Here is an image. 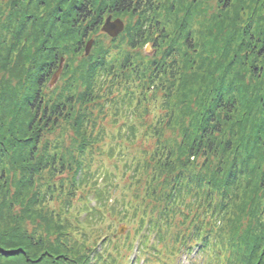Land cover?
Returning a JSON list of instances; mask_svg holds the SVG:
<instances>
[{
	"label": "trees",
	"instance_id": "obj_1",
	"mask_svg": "<svg viewBox=\"0 0 264 264\" xmlns=\"http://www.w3.org/2000/svg\"><path fill=\"white\" fill-rule=\"evenodd\" d=\"M38 1L47 10H52L45 17L36 18V11L31 10L38 7L34 4L35 0H22L23 9L29 10L27 12L29 15L25 16L27 25L30 23L35 28L41 21L42 28L48 26L45 41L40 46L34 47V51L28 54L27 62L23 66V74L26 73L23 82L19 80L17 82L18 85L34 84L23 98L32 113V119L28 126V130L31 131V137L27 139L29 145L19 147L21 155L18 164H28L27 162L31 161L28 168L22 167V179L27 180L31 188L38 179L42 184L44 181L46 187L42 192L41 200L48 202L53 200L52 196L56 193L53 182L50 180L54 177H62L65 172L73 171L76 167L78 171L70 187L67 189L65 188L67 185L59 187L61 193L72 196L67 208L71 213L62 222H67L68 225L65 224L69 228L74 226L97 228L105 225L109 220H114L125 224L129 229L121 249L118 243H114L113 246L107 244L104 252L108 256L102 257L101 261L93 259L81 264H126L120 257L125 246L127 251L136 252L133 257L130 254L131 261L128 264H176L181 255H186L192 264L197 262L200 264H264V223L260 222L256 229L249 228V232H246V229L243 231L244 227L237 232H232L229 231L228 225V216L231 215L229 210L233 206V201L239 196L237 187V183L241 182L239 178L243 177L244 173L248 172L246 176L252 173L248 169L252 159L255 160L257 151L264 148V145H261L264 137V29H261L258 34L251 33L240 38L238 50L233 52L232 58H230L232 53L228 51V47L238 39L236 32L226 41L222 53L221 50H215L216 58L211 65L218 71V76L212 86H215L214 89L204 93L205 98L208 95H213V98L207 110L189 116L190 120L183 125L179 133L192 135L190 145H172L174 142L179 144L178 134H173L175 141L170 140L167 143L162 141L160 135L161 129L170 128L174 122V113L169 111L172 100L174 102L172 87L165 89L166 92L161 101L155 99L151 104L149 101L150 93L157 90L161 73L166 72L163 63L152 64L150 67L152 70L149 69L150 76L148 74L141 76L139 67H130L131 57L117 64L115 61H109L108 58L114 52L121 51V45L99 50L95 60L87 65V68L92 70L91 78L95 83L91 91L92 101L96 102L95 98L104 99V105L96 104L91 109V113L83 116L80 113L73 117L68 106L82 107L83 103L77 98H71V95L64 94L65 86L56 85L58 92L55 97L50 92L46 94L44 91L48 89V84L53 77L61 71V58H65L69 47L75 45L71 37L81 39L79 43L81 44L89 34L102 27L107 14L113 17L129 13L138 14L142 21L133 33L125 32L111 41L120 39L122 44L129 39L130 50H136L144 45L150 30L159 23L158 0H111L108 2L107 12H104L105 9H96L95 0ZM223 1L225 11L232 12L229 0ZM245 3L246 0H240L239 4H236L240 13L246 11L252 4L264 11V0H255L254 3L244 7ZM198 4L199 0H193L185 17L190 15L195 17V7ZM204 10L205 8L202 9ZM229 13H219L217 18L231 17ZM240 13L236 15L240 17ZM251 18L252 22L253 17ZM47 41L48 45H46ZM193 41L191 29L186 33L185 44L194 51ZM169 51L173 54H169ZM187 52H189L188 46ZM178 55L176 48L167 49L163 54L164 57L173 59L170 62L171 73L178 69ZM66 65L67 63L65 70ZM157 65L159 69L153 70ZM235 66L241 68L248 66L245 68L250 72L246 77L247 83L238 84L237 80L240 81L245 77L238 75ZM256 74L259 81L254 83ZM161 87L164 89V86L161 85ZM243 87H251L254 90L255 115L262 118L257 137L252 136L251 132L245 128L239 133L241 138L237 146H232L234 145L232 141L223 145V141L219 138L225 136L224 125L231 123L230 118L234 113L230 114V112H233L237 106L232 95L241 93L246 95ZM5 89L8 94H12V97L14 95L15 98H20L19 91H15V85L1 88V90ZM4 100L11 101L8 96ZM145 103L150 105L149 113L157 110L165 113L162 116L156 115L154 126L149 129L137 122L140 117L139 109ZM175 104L177 103L174 102ZM4 107L0 106L2 109ZM108 107H110L108 109L110 113L107 111ZM95 109H98L97 116H94ZM109 114L113 117L106 125V116ZM10 115L5 113L0 118L10 119ZM122 118L124 121L120 124ZM67 121L69 124L67 128L76 127L73 129L75 134L87 137L89 141L80 143L76 152H73L71 147L63 146L58 140H56L57 146L54 147L53 154L52 148L48 145L39 150V144L44 142L46 134L50 130L59 132V128H63L62 124ZM197 125L196 131L193 130ZM112 129L115 134L112 133ZM142 133L148 142L156 139L151 152L145 151L127 156V152L130 151L131 146L137 144ZM108 136L118 148V154L113 155L114 147L110 148L113 151L108 150L105 153L115 161L113 169L118 168V162L124 164V168L127 167L126 171L130 174L135 173L137 176L144 174L146 181L143 186L151 193V203L141 202L142 206H140L133 204L134 196L129 201H126L125 197H118L117 191L120 187L118 174L111 173L109 167L104 164L98 165L97 168L93 167L97 161L94 157L97 152L96 143L104 142ZM183 136L184 140L186 135ZM86 145H89L91 152L79 153L80 146ZM27 149L29 152L25 154ZM232 150L229 162L222 161L224 156L220 158V165L227 168L228 174L225 178L223 176L219 178L217 174L222 175V167L213 168L205 162V159L218 158L223 151ZM1 151L3 152L2 149ZM262 175L264 178V170ZM6 188L5 184L0 186L2 204H5L4 200L7 196ZM65 190L68 191L64 192ZM79 191H82L81 198L84 202L80 205L76 204L78 201L76 195ZM88 197H91L92 201L86 202ZM17 206L16 200L14 203H8L10 209H15ZM6 225L12 227L6 228L7 233L0 234V264H71V260L66 259L73 249L70 239L58 236L55 241L48 243V260L38 263L36 252L40 249L39 247L44 246V236L40 238L42 242L37 244L35 237L19 229L20 224L7 222ZM110 225L113 224L110 223ZM9 232L10 235L4 237ZM117 233L114 230L113 238ZM111 242L113 243L112 239ZM59 251L66 254L62 255Z\"/></svg>",
	"mask_w": 264,
	"mask_h": 264
},
{
	"label": "rangeland",
	"instance_id": "obj_2",
	"mask_svg": "<svg viewBox=\"0 0 264 264\" xmlns=\"http://www.w3.org/2000/svg\"><path fill=\"white\" fill-rule=\"evenodd\" d=\"M111 0H95L96 9H105L108 2ZM193 0H158V12L157 20L158 25L153 27L150 34L147 36L144 45L140 46L136 50H130L129 39L127 42L121 44L120 39L112 42L109 35L102 31L103 25L105 24L108 17H112L115 21L120 19L125 29L120 34L125 32L133 33L134 29L138 27V24L142 21L138 14H125L118 17H113L111 14L105 15L102 27L98 30L89 34L88 37L81 43V39L71 37L75 45H71L67 50L65 58H61L60 72L56 74L52 81L48 84V89L44 90L46 94L49 92L53 97L57 94V86H65L66 95H71V98H77L79 102L83 103L82 107L69 105L68 109L71 110L73 117L76 115H87L91 113V109L97 104L104 105V99L95 98L92 101L91 91L95 86L94 81L91 78L92 70L87 68L90 61H94L97 57V52L101 49H108L111 46L117 45L121 51L114 52L108 59L109 61H115L120 63L127 57H131L130 67H139L140 75L148 74L150 76L149 69L154 63H163L165 68V74L161 73L158 80V86L156 91H152L149 96L150 104L155 99L158 101L162 100L167 88L172 87L174 92V102L177 104H170V112L174 113V122L170 128L161 129L160 135L164 142L175 141L174 133L178 134L180 139L179 144L174 142L172 145H190L192 135L181 133L184 124L190 120L189 116L198 114L202 110H207L213 95H208L205 98L207 91L214 89L212 87L215 84V80L218 76V71L213 68L211 62L216 58L215 50H221L225 46L227 40L236 32L238 36L237 40L231 43L228 47V51L232 53L230 58L233 57V52L238 50L240 44L239 40L242 37H246L251 33H257L264 29V11L261 8L254 7L255 0H246L244 7L252 4L246 11L240 13L238 6L240 0H229V4L232 5V12L225 11L223 0H199V4L195 7V17L190 15L186 16L187 10ZM34 4H37L35 16L45 17L52 10H47L46 7L40 5L38 0H35ZM55 4V2L52 4ZM24 4L22 0H0V106H5L4 109L0 108V116L5 113L11 114L10 119L0 118V186L5 184L7 186L5 204H2L0 198V234L7 233L8 227L7 222L20 224V230L23 233H27L40 244V238L44 236L43 245L36 252V258L38 263H43L48 260V243L55 241L60 236H65L70 239L73 244L72 252H69L66 259L71 260V264H81L87 261L100 260L102 257L108 256L106 252L107 244L113 246L114 243L120 244V249L123 247V241L126 239L128 234V227L125 224L119 223V221L109 220L105 225H100L97 228L93 227H77L69 228L67 222H62L64 219L69 217L71 211L68 208V203L71 202L72 196L61 193L59 187L67 185L65 188L70 187L73 181L76 171V167L73 171H67L62 177H54L53 186L56 193L52 196V201L42 202L41 195L45 191V182L41 183V180L35 181L34 187H30L27 180H23L22 167L25 169L29 167L31 161L28 164H18L21 155L20 145H29L27 139L31 137V131L28 130V126L32 119V113L29 111L26 101L23 100L25 94L28 93V89H32L34 84H20L18 80L23 82L26 73L23 74V66L27 62L28 54L34 51V47L40 46L48 35V26L42 28L41 21L38 22V26L33 28L32 24L27 25L25 16H28L29 10L23 9ZM205 8L204 11L202 9ZM242 8V7H241ZM227 12L231 17L228 18H217L219 13ZM240 13V17L236 14ZM42 17V18H43ZM185 17V18H184ZM251 17L253 20L251 22ZM33 18H31L32 20ZM41 19V18H40ZM184 26V27H183ZM28 27V28H27ZM194 36L193 46L194 51L189 47L187 52V46L185 44L186 33L191 31ZM70 38V39H71ZM93 41L92 49L89 55L86 54L87 44ZM71 44V43H70ZM48 45V41L46 43ZM68 48V46H67ZM176 48L179 55L177 57L178 69L173 70L171 73L170 62L173 60L164 57L163 54L168 49ZM79 49V50H77ZM61 52V49H60ZM185 52H187L185 54ZM169 54H173L169 51ZM66 65V70L65 64ZM248 66L239 67L235 66V70L241 77L240 81L237 80L238 84L247 83V75L250 74L249 70L245 69ZM159 69V65L155 66L153 70ZM65 70V73H64ZM134 70V69H132ZM152 69H150L151 71ZM68 71V72H67ZM62 73V76H61ZM257 74L254 77V83L257 81ZM61 77V78H60ZM264 77V75H263ZM155 78V76H154ZM253 80V78H251ZM264 82V81H263ZM15 85V91L18 90L20 98L11 96L12 94L7 93V89L1 90L2 87H11ZM32 85V86H31ZM81 87H80V86ZM164 86V89L161 87ZM71 87V90H70ZM212 87V88H211ZM244 93L239 95L233 94L232 97L235 100L236 108L232 114L229 125L225 126V136H221L223 145L234 142L237 146L240 137V131L247 129L251 132V135L255 138L259 131V124L262 122L260 116H256V108L254 107L253 92L251 87H243ZM71 91V93L69 92ZM77 93V94H76ZM10 98V102L5 101V97ZM147 106V108H145ZM110 107L107 108L108 113ZM150 105L148 103L143 104L139 109L140 117L137 122L146 129L154 126V117L156 115H165L162 110L151 111L149 113ZM98 115V109L94 110V116ZM112 114L106 116L105 124L108 125L112 119ZM120 124L123 123L124 118L121 119ZM175 124V125H174ZM68 121L62 124L63 128H59V132L56 130H50L46 134V138L43 143L39 144V150L45 145L50 146L52 154L55 152L54 147L56 140L62 143L63 146L72 148L73 152L77 149L80 143H84L87 137H82L75 134L76 127H69ZM199 125V124H198ZM194 127L193 130L196 131ZM112 128V126H110ZM112 129V133H114ZM234 133V134H233ZM115 134V133H114ZM140 136L137 144L131 146L127 156H133L139 152H151L153 139L151 142L146 141L143 135ZM183 135L186 138L183 140ZM84 140V141H83ZM111 137L104 142L96 143L95 150L97 151L94 155L97 160L93 167L97 168L98 165L104 164L109 167L111 173H117L119 176L120 187L117 191L118 197H125L126 201L133 198V204L141 205V202L151 203L149 189L143 186L146 181L144 174H137L127 172V167L124 168V164L117 162V169L114 168V162L105 153L110 148L114 147L113 155L118 154V148L111 142ZM168 140V141H167ZM89 141V140H87ZM86 141V142H87ZM261 145H264V137L262 138ZM45 143V144H44ZM12 145V146H11ZM87 146V147H86ZM84 147L80 146L81 151L79 153H90L89 145ZM20 147V148H19ZM88 148V149H87ZM79 149V150H80ZM113 151V150H112ZM29 152V149L25 151V154ZM76 152V151H75ZM126 151H124L125 153ZM264 148L257 151V154L252 159V164L249 166V170L252 173H244L243 177L239 178L241 182L237 183L239 190V196L237 200L233 201V206L230 208L228 216L229 231L237 232L238 229H243L246 232L250 229H256L260 222L264 223V178L262 172L264 170ZM232 151H227L220 154V157H210L205 159V162L213 168L222 167L220 165V158L224 156L222 161H228L232 157ZM131 158V157H129ZM261 158V159H260ZM82 159V158H80ZM260 159V160H259ZM259 160V161H258ZM203 161V159L201 160ZM31 167V166H30ZM5 170V171H4ZM222 175L217 174L219 178L223 176L227 177V168L222 167ZM125 172V173H124ZM127 173V174H126ZM145 173V172H143ZM138 177V178H137ZM134 179V180H133ZM48 180V179H47ZM133 180V181H132ZM4 181V182H3ZM159 181V180H158ZM60 191V192H59ZM65 190L64 192H67ZM70 194V193H69ZM82 191L78 192L76 198L78 201L76 204L80 205L84 203L82 201ZM75 198V197H74ZM18 202V206L15 209L8 208V203ZM92 201L91 197L86 199V202ZM75 204V205H76ZM148 206L147 204H143ZM60 214V218H59ZM263 217V218H262ZM62 219V220H61ZM65 221V220H64ZM67 225H66V224ZM112 223L113 225H110ZM121 227H125L123 234H116L113 238L114 230L119 232ZM7 228V229H6ZM27 230V231H26ZM131 234V233H130ZM134 234V232H132ZM10 232L4 237H8ZM155 238V237H153ZM153 238L151 242L153 243ZM111 239L113 243L111 242ZM64 240V239H63ZM152 245V244H151ZM150 247V246H149ZM158 249H161L158 247ZM149 250V249H148ZM46 251V253H44ZM69 251V250H68ZM136 251V249H135ZM62 255L66 253L59 251ZM130 254L136 255V252H130L126 250V246L122 249L120 255L121 259L128 264L130 263ZM69 263V261H67ZM176 264H192L186 255H181ZM196 264H200L197 262Z\"/></svg>",
	"mask_w": 264,
	"mask_h": 264
},
{
	"label": "water",
	"instance_id": "obj_3",
	"mask_svg": "<svg viewBox=\"0 0 264 264\" xmlns=\"http://www.w3.org/2000/svg\"><path fill=\"white\" fill-rule=\"evenodd\" d=\"M125 29L124 23L117 19L115 21L112 20V17H108L105 24L103 25L102 31L109 35L111 38L115 39L117 38ZM93 41H90L86 46V54L89 55L91 49H92ZM62 62V61H61ZM60 72V71H59ZM125 230V227H122L119 230L120 234H123Z\"/></svg>",
	"mask_w": 264,
	"mask_h": 264
}]
</instances>
